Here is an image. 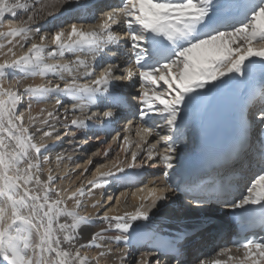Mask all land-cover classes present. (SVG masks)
<instances>
[{"label": "snow or ice", "instance_id": "6c2138e0", "mask_svg": "<svg viewBox=\"0 0 264 264\" xmlns=\"http://www.w3.org/2000/svg\"><path fill=\"white\" fill-rule=\"evenodd\" d=\"M18 10L26 18L17 20ZM73 10L76 15L65 16ZM6 15L8 29L0 30V264H264V0H0V26ZM37 78L41 83H24ZM257 81L252 95L249 85ZM232 89L243 98L238 148L178 177L185 129ZM49 101L51 109L32 114L34 104ZM119 119L127 123L123 135L111 138L117 149L110 143L93 152L74 190L56 188L51 168L42 178V164L51 161L43 152L53 147L47 141L62 139L57 125L65 136L71 131V144L78 134ZM133 126L138 151H130ZM96 140L107 143L99 135ZM114 150L116 158L98 163L83 182L93 157L109 159ZM64 158L58 152L55 160ZM146 168L158 174L144 183ZM113 183L134 188L139 203L117 213L128 193L105 201L101 191L91 207L97 216L102 211L104 226L81 242L80 229L91 222L79 214L83 200ZM173 198L187 201L177 211L233 214L240 233L218 235L210 252L193 254L196 236L206 230L202 221L193 235L185 233V245L140 250L136 238L144 225L138 222ZM89 249L97 251L90 256Z\"/></svg>", "mask_w": 264, "mask_h": 264}, {"label": "bare ground", "instance_id": "6f19581e", "mask_svg": "<svg viewBox=\"0 0 264 264\" xmlns=\"http://www.w3.org/2000/svg\"><path fill=\"white\" fill-rule=\"evenodd\" d=\"M22 2H23V0H22ZM99 2H100V0H82V3H87L89 5L99 3ZM74 11H76V10H73L71 12L66 11L65 16L76 15L74 13ZM83 14L87 15L88 11L85 10ZM21 17L26 18L23 11L18 10V14H17L16 19L19 20ZM8 19H9V17L6 15L5 23L3 26H0V30L6 31L8 29V23H7ZM85 27L87 28V25H85ZM35 39H36V42H39L38 36ZM0 42H3V41H0ZM46 43H48L49 46H51V39L49 38L46 41ZM14 50L18 54L21 51L18 47ZM0 59H2V57H0ZM50 62H52V61H50ZM24 83L25 84L41 83V81L37 78L35 81L25 80ZM257 83H258V81L249 85V87L251 88L253 85H256ZM239 96H242L241 91L236 90V89H232V90H228V91L220 93L212 101L211 106L209 107L207 113H205V114L209 115L216 108H218L219 111H227L228 108H230L232 105H234L235 102L238 101ZM53 103H54V101H49L45 104H34L32 107V114L33 115L37 114L41 107H46L48 109H51ZM21 111H23V108H21ZM61 111H62V109H61ZM24 122L26 125L28 124L27 114H25ZM57 128L59 129L61 136L63 138L62 133L65 130L63 128H61L59 125H57ZM117 131H120V128L115 129L112 132L114 134H116ZM135 131H136L135 126H133L131 131L128 133V135L130 137V141L132 142V144L130 146V151L132 149H133L132 151H135L134 149H136V148L133 145H135V143L139 141V138L135 135ZM39 139H40V135L37 134L35 136L34 142H39ZM64 141H63V139H61V140L49 139L47 141V143L50 145H53V147L43 152L44 155H48L51 158V161H50V163L42 164V168L44 169L42 178L46 179L47 170L49 168H51L53 174L55 176H57V180L55 182L56 188L61 189V190H64V189L74 190L75 187L79 186L78 181H77V177L79 176L80 171L83 170V167L86 164L89 157H88V155H85V157L82 160H78V157L81 156L78 154V152L75 153L74 151H68V153H66V151L63 152L62 149H56L59 146V144H62V142H64ZM109 141H110V139H109ZM107 143H108V141H107ZM105 145L106 144L100 145V148H104ZM93 148H94V145L92 146L91 150ZM113 149H117V146L114 145ZM58 152H62L64 157H65L59 164H57V162L55 160L56 154ZM119 155L124 156V152L119 151ZM68 156H72L73 160L69 161L67 159ZM113 156H115V157L117 156V150H114L110 153L109 159L99 157L98 159L93 160L94 162L90 166V171L88 173H86L85 176L82 178L83 182L86 183L87 180H90L93 178V173L95 172L94 168L97 167L98 163H110V160H111V158H113ZM121 156H119V157L123 158ZM237 168H239V167H237ZM101 170L103 171L105 169H101ZM146 172L147 173H146L145 177L150 178V179L153 178L152 177L153 172H156L158 174L157 170H151V171H146ZM147 181L148 180H144V183H146ZM115 188H118V187L115 186ZM106 189H103V190L97 189L95 191V194L93 197H91V198L86 197L83 200L82 206L79 209V214L90 216L91 222H90V224L83 225L81 227L80 232H81L82 236L84 237V239L81 242H86L87 239H90L92 232H95V231L99 230L100 227L104 226L102 223V220L99 218L103 214L102 211L99 214V216H97L96 215V209L92 208L91 204L94 200L101 199V191L104 192L103 199L106 201L107 196H108L106 193ZM117 192H120V191L117 190ZM125 199H126V204L123 202ZM138 203H139V201L135 198H131V199L130 198L129 199L122 198V203H121V205L118 206V208L116 209V212L119 213V212H123L125 210L131 211V210H133L134 206ZM163 203L166 205V207L162 208V210L160 212H156V210L153 209V214H151V218L149 221L138 222V223L144 225V231H142L139 236H141L143 234L145 235V234L153 233V234H159V236L164 234L167 237V239H169V240L178 238L181 236V234L186 233L189 230L193 229L192 224H195L194 219H196L198 215H201L200 212H196L194 209H191V208H183L181 211H177V209H180L183 204L187 203L184 200H175V198H173L172 201L163 202ZM112 214H114V213H110V215H112ZM199 238H202V234L196 236V247L194 249H192V252H194L193 254L207 252L205 250V248L208 247V245L206 244V240H204L203 238H202V240H198ZM119 246L123 247L124 245L121 244ZM148 246H149V244H148ZM111 247L113 248L114 253H115V248L117 246L115 244H113V245H111ZM96 251H97L96 249H89L88 254L90 256L94 255ZM136 255H138V253ZM186 256L189 257L188 259H191V255H186ZM202 258L205 260L212 259L211 256L202 257ZM101 264H104V261H101Z\"/></svg>", "mask_w": 264, "mask_h": 264}]
</instances>
